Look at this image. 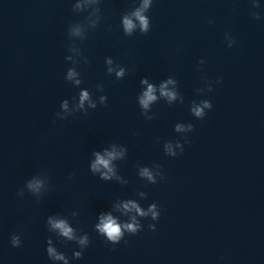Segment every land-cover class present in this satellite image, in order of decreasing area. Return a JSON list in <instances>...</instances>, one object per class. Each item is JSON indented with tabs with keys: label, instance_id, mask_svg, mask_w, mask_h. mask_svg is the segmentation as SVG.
<instances>
[{
	"label": "water",
	"instance_id": "1",
	"mask_svg": "<svg viewBox=\"0 0 264 264\" xmlns=\"http://www.w3.org/2000/svg\"><path fill=\"white\" fill-rule=\"evenodd\" d=\"M257 3L153 0L151 30L126 37L122 17L139 0H0V264H64L47 257L48 238L69 264H264V0ZM225 32L236 41L231 48ZM109 67H123L124 77ZM69 69L80 85L65 79ZM169 78L178 99L170 104L157 90V101L141 109L140 81L158 89ZM205 80L213 91L201 95ZM85 89L97 103L106 95V105L76 113ZM201 99L212 108L197 119L190 107ZM63 100L74 115L56 120L57 111L66 115ZM177 123L193 131L177 133ZM170 140L183 144L175 157L163 151ZM113 143L126 149L113 163L127 183L89 171L92 152ZM154 163L167 180L152 185L138 170ZM37 173L41 194L18 197ZM129 199L145 211L157 203L159 220L115 210ZM104 212L120 223L136 216L143 230L110 244L94 231ZM49 216L65 219L77 237L88 234L81 259L73 258L80 246L51 230ZM12 234L20 247L11 246Z\"/></svg>",
	"mask_w": 264,
	"mask_h": 264
},
{
	"label": "clouds",
	"instance_id": "2",
	"mask_svg": "<svg viewBox=\"0 0 264 264\" xmlns=\"http://www.w3.org/2000/svg\"><path fill=\"white\" fill-rule=\"evenodd\" d=\"M95 2V0H94ZM135 2V0H133ZM252 9H259L260 5L257 3V0H250ZM153 4V0H139V6L135 7V9L130 13L126 14L122 17V29L123 34L126 37L132 36L134 30L139 29L140 34H147L151 30V20L147 15L151 6ZM79 7V5H77ZM98 11V10H97ZM249 15L252 19H260L261 13L258 11H250ZM211 23V21H209ZM80 29H76V34L79 35ZM224 40L227 41L226 46L228 48L233 47L236 43L235 39L231 36L229 32L224 33ZM108 65H112L113 61L108 59L106 61ZM205 61L201 59L198 61V64L203 65ZM115 71V76L119 80L124 77L125 69L120 67L119 70H115L112 67L107 69V72L110 74ZM79 74L69 69L67 71L66 80L73 81L75 85H80L81 80L76 79ZM216 83H220V79L218 78ZM142 85H146V89L142 92V94L138 97L139 107L143 110L149 109V106L157 101L158 97L156 95L157 90L159 91L160 97H163L171 104V102L176 101L179 96V92L177 90V81L173 78H169L166 81L159 84V88L157 89L151 83H148L146 79H142L140 81ZM212 81L205 80V87L196 89V92L201 95L205 94V92H212ZM169 85H172V88H169ZM104 89L102 85H96V92L103 93ZM182 100V97H181ZM87 102V108L85 107V103ZM98 103L100 105H106L107 96L99 95ZM97 101L92 99V94L89 90H81L79 92L78 103L76 104V109L74 110L76 113H81L83 115H87L89 109H95L97 107ZM212 103L208 99H201L199 101H194L190 107L191 114L197 119H203L206 116L207 110H211ZM60 109L66 113V115H61L60 112L55 113L56 120H65L71 116H73V112L69 111V105L67 100H63L60 103ZM143 115V113H141ZM146 119L151 120L152 117H146ZM56 120H53V124H55ZM175 131L177 133H189L193 131V125L191 123H177L175 125ZM181 139L184 143H188L187 136H181ZM175 149H179V152H183V144L180 140L175 141H167L163 145V151L166 156L175 157L178 152ZM126 149L120 148L117 150V145L115 143L111 144L109 148H105L101 151H93L92 156L94 159L89 161V171L97 176L102 181L108 182L113 179L117 181H121V177L117 174L118 168L115 165L114 161H121L125 158ZM155 169V171H153ZM138 176L146 181L148 184L155 185L158 182H165L167 177L164 175L162 171V166L160 164H152L149 166L139 167ZM69 179L72 178V174H69ZM122 183H127V181H121ZM45 185V180L42 179L39 173L33 175L30 179H28L24 186L17 191L18 197H23L25 194V190L30 193L32 196H39L41 194V190ZM141 197H146L147 194L143 191L139 192ZM39 202V200H36ZM115 210L122 211V213L135 212L139 217L148 218L150 217L152 221H158L160 217L161 210L157 203L153 202L148 205L147 210H143L140 205H138L133 200L129 199L127 201H122L119 205L115 206ZM76 212H73V215H76ZM99 223L94 225V231L104 237V239L110 244H118L122 240H124L125 235L134 236L138 232L143 230V225H141L140 221L136 216H131V222L129 223H120L111 213L104 212L101 213L98 217ZM47 224L50 226L51 230H55L58 233L59 237H63L66 241H74L77 245L80 246L79 251L73 252L74 259H81L83 256L84 249L90 243L89 236L87 233L77 237L75 234L74 228L69 226V223L65 219H58L49 216L47 218ZM147 228L150 231L156 230V225L154 223H149ZM21 238L18 234H12L10 236V244L13 248H17L21 246ZM125 243L127 241L125 240ZM46 254L49 260H61L64 264H69L68 258L65 256L63 252L57 251L56 248L52 247V240L50 238L46 241Z\"/></svg>",
	"mask_w": 264,
	"mask_h": 264
}]
</instances>
